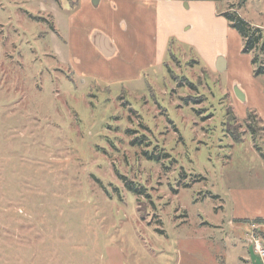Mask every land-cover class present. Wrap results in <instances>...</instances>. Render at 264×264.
<instances>
[{"label":"rangeland","instance_id":"obj_1","mask_svg":"<svg viewBox=\"0 0 264 264\" xmlns=\"http://www.w3.org/2000/svg\"><path fill=\"white\" fill-rule=\"evenodd\" d=\"M212 1L264 27V0ZM75 3L0 0V264L222 255L228 219L264 209V74L232 29L214 45L228 53L222 73L177 37L141 73L99 62L79 76L61 39ZM252 222L264 224L244 233Z\"/></svg>","mask_w":264,"mask_h":264},{"label":"crops","instance_id":"obj_2","mask_svg":"<svg viewBox=\"0 0 264 264\" xmlns=\"http://www.w3.org/2000/svg\"><path fill=\"white\" fill-rule=\"evenodd\" d=\"M73 12L66 18V34L61 37L70 53V62L79 76H96L98 63L105 68L123 69L126 74L137 68L140 73L149 65L163 62L170 39L180 38L192 45L207 69L222 73L228 68L225 51L215 49L216 42H228L233 34L227 21L219 16L212 0H75ZM212 44L201 48L193 44ZM113 47V53L105 55L101 47ZM152 45V51H150ZM192 48V47H191ZM241 51V50H240ZM150 54V55H149ZM240 54V53H239ZM69 63V62H68ZM71 65V68H73ZM137 73V74H140ZM138 76V75H137ZM245 99V91L235 86ZM235 89V88H234ZM264 199V193L261 194ZM241 199L255 201V194L241 195ZM255 206V205H254ZM252 206V207H254ZM229 220L232 226L226 237L223 254L201 259L192 253L180 252L177 264H264V258L256 254L253 259L243 219L264 220V209L258 207L249 214L238 212ZM243 225V227H240ZM243 228V229H241ZM264 245V244H263ZM230 253L231 261L222 260ZM209 255V254H208ZM221 257L222 259H217Z\"/></svg>","mask_w":264,"mask_h":264},{"label":"trees","instance_id":"obj_3","mask_svg":"<svg viewBox=\"0 0 264 264\" xmlns=\"http://www.w3.org/2000/svg\"><path fill=\"white\" fill-rule=\"evenodd\" d=\"M230 8L231 9H228L227 11H220V15L227 21L228 26L234 29L240 36L242 41L241 52L251 54L250 62L253 65V75L258 76L260 74H264V27L256 26L250 23L242 18L236 9L233 7ZM249 111L250 112L247 114L248 124L252 123V121H250L251 119H258L255 114L253 115L251 113L252 110ZM258 120L260 121V119ZM248 127L251 129L252 136L255 137V132L257 130L256 127L253 124H249ZM236 134L237 135L234 137L235 139H238L239 134ZM135 141H132V143H135ZM127 186L130 189L132 188L130 183H128ZM249 221H251V219H243L240 222L245 223ZM252 221L264 222V220L261 219H252Z\"/></svg>","mask_w":264,"mask_h":264},{"label":"built area","instance_id":"obj_4","mask_svg":"<svg viewBox=\"0 0 264 264\" xmlns=\"http://www.w3.org/2000/svg\"><path fill=\"white\" fill-rule=\"evenodd\" d=\"M263 232L264 224H255V222H252V224H250V228H248L245 233L246 239L252 246L254 253L258 254L261 258H264Z\"/></svg>","mask_w":264,"mask_h":264},{"label":"water","instance_id":"obj_5","mask_svg":"<svg viewBox=\"0 0 264 264\" xmlns=\"http://www.w3.org/2000/svg\"><path fill=\"white\" fill-rule=\"evenodd\" d=\"M100 49H101V51L105 54V55H110V54H112L113 53V47L112 46H110L109 48H107L106 49V45L103 47L102 45H100ZM235 88V92H236V94L238 95V96H240V97H242V94L240 93V91L239 90H237V88L236 87H234Z\"/></svg>","mask_w":264,"mask_h":264}]
</instances>
